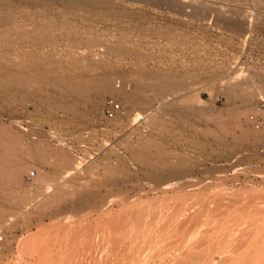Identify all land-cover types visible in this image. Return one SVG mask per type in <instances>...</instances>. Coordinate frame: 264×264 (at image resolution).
Here are the masks:
<instances>
[{"label":"rangeland","instance_id":"374dc122","mask_svg":"<svg viewBox=\"0 0 264 264\" xmlns=\"http://www.w3.org/2000/svg\"><path fill=\"white\" fill-rule=\"evenodd\" d=\"M263 19L264 0H0V264H264L244 80L264 82Z\"/></svg>","mask_w":264,"mask_h":264},{"label":"bare ground","instance_id":"6f19581e","mask_svg":"<svg viewBox=\"0 0 264 264\" xmlns=\"http://www.w3.org/2000/svg\"><path fill=\"white\" fill-rule=\"evenodd\" d=\"M208 4V3H207ZM182 6V5H181ZM184 6H186V5H184ZM182 8V7H181ZM184 8V7H183ZM198 8H200V7H198ZM190 9V8H189ZM192 9V8H191ZM191 9L189 10V11H191ZM205 9V8H204ZM193 10V9H192ZM202 11H204V10H202ZM212 11V10H211ZM193 12V11H192ZM191 12V13H192ZM189 13V12H188ZM195 13V12H194ZM198 15V14H197ZM249 20V19H248ZM261 21V20H260ZM261 22H264V19H263V21H261ZM260 22V23H261ZM233 23V22H232ZM257 25V24H256ZM260 25V24H259ZM261 25H263V23H261ZM261 25H260V27H261ZM264 26V25H263ZM263 28V27H262ZM264 29V28H263ZM257 74H258V72H256ZM255 73V74H256ZM234 75L231 77V79L230 80H234V79H237V78H239V79H237V80H235L236 82H240L241 83V80L243 79V78H241L242 76H244L245 77V74L242 72L241 74L240 73H238V72H234L233 73ZM244 74V75H243ZM249 76V79H250V74L248 75ZM251 76H253V75H251ZM258 76L260 77V76H262V74H258ZM253 77H251V81L253 80L252 79ZM261 78V77H260ZM19 79V78H18ZM230 80H229V82H230ZM240 80V81H239ZM244 80H246L245 82L248 84V82L250 81H248V77H245V79ZM244 80H243V82H242V84H244L245 82H244ZM256 81V80H255ZM29 82H31V80L29 81ZM114 82V81H113ZM236 82H234V84L236 83ZM127 83V82H126ZM233 83V82H232ZM240 83H238V84H240ZM28 84V83H27ZM234 84L233 85H231V83H230V85L228 86V91H230V92H232V89H234L235 88V86H234ZM237 84V83H236ZM246 84V86H247V89H246V93L247 94H251V97L252 96H258L257 94H259V95H264V82L263 83H259V84H253V81H252V84L248 87V85ZM108 85H109V83H108ZM116 85V84H115ZM253 85H256L255 86V88L253 87ZM104 86V85H103ZM106 86V85H105ZM118 86V85H117ZM236 86H238V85H236ZM245 86V85H244ZM245 86V87H246ZM244 87V88H245ZM112 88H113V86H112ZM120 88V87H119ZM237 88V87H236ZM234 89V91L235 90H237V89ZM107 89V88H106ZM114 89H116L115 88V86H114ZM118 89V88H117ZM128 89V88H127ZM136 89V88H135ZM240 89V88H239ZM119 90V89H118ZM121 90H123V89H121ZM243 90V89H242ZM245 90V89H244ZM233 91V92H234ZM124 92V91H123ZM127 92V91H126ZM236 92V91H235ZM135 93V92H134ZM237 93V92H236ZM243 93V92H242ZM245 93V94H246ZM131 94V93H130ZM130 94H128V92L127 93H125V94H122L121 92H120V96L122 95V98L121 99H123V102H128L129 104H130V102H131V95ZM239 94V93H238ZM244 94V95H245ZM245 95V96H249V95ZM106 95V94H105ZM137 95V94H136ZM262 95V96H263ZM135 96H134V94H133V96H132V98H134ZM249 98V97H248ZM133 100H135V99H133ZM136 100H137V98H136ZM133 102V101H132ZM135 103H138V101L137 102H135ZM131 104H134V102L133 103H131ZM134 106H135V104H134ZM136 107V106H135ZM256 111V112H260L261 113V115L263 114V118H264V109H261V108H259L258 107V105L256 106V108L255 109H253V111ZM252 111V110H251ZM258 112V113H259ZM264 120V119H263ZM13 139V138H12ZM3 225V224H2ZM5 227V226H4ZM7 228V227H6ZM181 232V231H180ZM34 243V242H33ZM22 244H24V245H21V247L22 246H25V244L27 245V243L25 242H23ZM30 244H31V246L33 245L31 242H30ZM27 247V249H29L30 248V246L29 245H27L26 246ZM29 247V248H28ZM33 247V249H34V246H32ZM24 248V247H23ZM187 248V247H186ZM26 249V248H25ZM31 250V249H30ZM189 250V249H188ZM20 251H21V248H20ZM26 251V250H25ZM25 251H24V249H22V251L20 252V253H22V252H24L25 253ZM179 251H180V249H179ZM178 252V251H177ZM184 252V251H183ZM203 252V251H202ZM2 253L3 252H1L0 254L2 255ZM175 253V252H174ZM181 253V252H180ZM213 258V257H212ZM233 258V257H232ZM215 261V260H214ZM175 264V263H174ZM214 264V263H213ZM232 264V263H231Z\"/></svg>","mask_w":264,"mask_h":264},{"label":"built area","instance_id":"2783aa9c","mask_svg":"<svg viewBox=\"0 0 264 264\" xmlns=\"http://www.w3.org/2000/svg\"><path fill=\"white\" fill-rule=\"evenodd\" d=\"M258 106L264 109V98L259 102ZM121 109H122L121 104L117 103L115 99L110 98V99H107L103 111H104V114L107 115L108 117H114L117 113H120L122 111ZM251 119L255 124L260 126L261 120H262L261 116L252 114ZM6 244H7V233L4 229H0V253L4 251Z\"/></svg>","mask_w":264,"mask_h":264}]
</instances>
